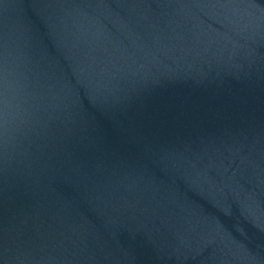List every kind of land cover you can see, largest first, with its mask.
<instances>
[{
	"label": "water",
	"instance_id": "water-1",
	"mask_svg": "<svg viewBox=\"0 0 264 264\" xmlns=\"http://www.w3.org/2000/svg\"><path fill=\"white\" fill-rule=\"evenodd\" d=\"M0 264H264L257 0H0Z\"/></svg>",
	"mask_w": 264,
	"mask_h": 264
}]
</instances>
